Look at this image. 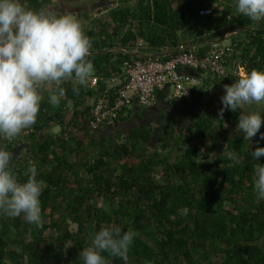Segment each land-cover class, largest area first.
I'll return each instance as SVG.
<instances>
[{"label": "trees", "instance_id": "1", "mask_svg": "<svg viewBox=\"0 0 264 264\" xmlns=\"http://www.w3.org/2000/svg\"><path fill=\"white\" fill-rule=\"evenodd\" d=\"M22 3L53 16L76 18L86 10L52 11V0ZM116 4L96 9L87 15L86 23L81 22L92 41L88 57L95 69L92 77L116 76L125 63L142 58L124 51L138 41L158 52L189 47L197 57L213 48V40L232 45L226 74L214 77L211 84L218 88L240 78L233 72L236 65L245 73L264 70V20L239 14L220 26L219 17L236 9L235 0H118L123 6ZM216 6H224L220 15ZM205 8L211 12L202 13ZM224 34L228 43L221 41ZM172 54L157 58L165 60ZM206 81L205 77L202 84ZM61 87L65 95L60 104L54 107L49 99L41 102L35 123L45 122L52 108L53 131L41 139L36 133L27 135L28 146L20 150L15 147L22 142L18 139L3 146L13 154L12 170L20 182L35 165L38 179L47 187L40 197L41 227L26 223L22 216L0 214V264H82L79 252L90 243V234L110 224L138 233L127 264H264V200H258L253 191L252 169L257 162L250 152L264 147L260 138L264 124L250 142L245 140L235 131L240 111L225 110L220 118L221 100L211 96L215 102L211 97L204 100L200 114L188 118L189 124L179 131L173 127L158 146L154 120L172 110L169 105L154 113L149 123L139 108H121L115 120L118 130L98 142L97 134L107 127L92 131L87 125L89 113L82 116L85 104L97 95L96 87L75 86L71 80ZM192 98L200 102L193 93ZM191 100L169 104L187 111L180 102ZM229 151L240 154V164L231 166ZM213 152L217 159L208 162ZM258 162L264 164V157ZM104 255L109 264H125Z\"/></svg>", "mask_w": 264, "mask_h": 264}, {"label": "clouds", "instance_id": "2", "mask_svg": "<svg viewBox=\"0 0 264 264\" xmlns=\"http://www.w3.org/2000/svg\"><path fill=\"white\" fill-rule=\"evenodd\" d=\"M113 1H117L116 5L123 6L118 4V0H109L106 3L108 5L104 4L102 7L112 6ZM235 6L237 13L242 16L255 21L264 20V0H235ZM217 40H213L211 44ZM142 43L144 42L138 41L134 47ZM134 47L124 51L142 57L138 59H153L166 53H173V56L179 48L174 52L147 56L135 51ZM91 49L92 41L85 34L78 19L67 15H47L25 7L22 0H0V214L12 218L22 216L26 223L38 228L42 226L40 197L47 185L38 179V169L35 165L28 168L27 179L20 182L12 170L13 154L2 145L36 123L40 103L44 98L41 95L42 89H51L48 99L55 107L65 95V89L61 85L66 81H78L80 86H85L90 79L88 85L97 87L98 84L91 83L95 71L92 61L88 59ZM120 74L112 77H118ZM112 77L105 81L111 80ZM100 82L104 80L98 83ZM201 84L196 88L201 87ZM73 92L78 94L79 89L73 88ZM101 95L106 93L97 91L95 98ZM163 97L158 98L152 107L134 104L136 106L132 105L130 108H147L148 116L145 119L151 120L154 111L160 112L162 106L161 111H164L172 102L164 100ZM92 100L82 113L83 119ZM220 100V118L225 110H239L235 131L250 142L260 133L264 124L261 114L264 112L243 109L251 106L264 107V70L247 71L231 85H224V95ZM154 122L156 125L159 120ZM84 125L86 126V123ZM115 127L114 122L107 126V129ZM260 138L264 139V133H260ZM250 152L253 160L257 162L252 169L253 191L258 200H264V164L258 162L259 158L264 157V147H257ZM216 159V153L208 154V162ZM227 159L231 166L241 163V156L235 151H229ZM184 211L186 214L187 210ZM137 235L138 233L131 229L123 230L118 224L100 227L98 231L90 234V243L79 252L82 264H109L105 253L110 257L120 258L127 264L129 249Z\"/></svg>", "mask_w": 264, "mask_h": 264}, {"label": "built area", "instance_id": "3", "mask_svg": "<svg viewBox=\"0 0 264 264\" xmlns=\"http://www.w3.org/2000/svg\"><path fill=\"white\" fill-rule=\"evenodd\" d=\"M201 12L210 13L211 10L204 9ZM212 45L213 48L202 57H197L188 48L179 46L178 52L166 60L145 58L125 63L119 78H111L112 82H118L110 87V91L107 90L106 95L92 100L88 109L87 125L95 132L102 126H111L121 108L134 104L152 107L160 92L165 93L164 100L170 101L169 94L174 100H191L193 89L203 81V75L195 72L210 73L218 78H222L227 72L233 46L216 43ZM233 70L240 77L245 74L241 66L236 65ZM99 81L103 79L96 76L91 78L92 85Z\"/></svg>", "mask_w": 264, "mask_h": 264}, {"label": "rangeland", "instance_id": "4", "mask_svg": "<svg viewBox=\"0 0 264 264\" xmlns=\"http://www.w3.org/2000/svg\"><path fill=\"white\" fill-rule=\"evenodd\" d=\"M108 1L107 0H104V2L102 0H65L64 2L62 0H52V7L49 8V9H52V11L56 10V11H60L59 9H63L64 12H75V9H78V7H83L85 8V12H80L79 15L76 17L80 22L82 23H85V19L87 17V15L89 14H95L96 13V9L99 8V5H104L106 4ZM132 2L130 1L129 4H131ZM224 6H220L216 9V12L220 15V11L221 9L223 10L224 8H222ZM228 14H225V15H221L218 19L220 26H222V23L224 22V25L225 24H228L230 22H233L232 19L234 18V16H238L239 14L237 13L236 9H231V10H228ZM70 16V15H68ZM230 18H229V17ZM87 21V20H86ZM218 25V24H217ZM222 38V36H221ZM221 41L223 43H228V39L226 38H222ZM203 77H206L209 79V82L206 81V83H203L201 85V87L204 88V94L202 95V97L198 96V99L200 102L193 100V101H190L189 103L187 102H184V101H181L180 103H182L183 105L187 106L188 110L190 112H194L195 111V108L199 106V110L196 111V113L194 115L197 114V116L200 114L201 110L204 108V105H203V102L204 100L206 99H209L211 96L212 97H215L217 100H220V97L223 95L224 93V90H221L222 88H218V87H215V86H212V81L214 79V77H216L215 75L213 74H210V73H207V74H203ZM204 84H206L204 86ZM209 85V87L206 89V87ZM221 91L222 94H221ZM170 101H174V99L171 98V95L169 94L168 95ZM211 97V102H215L216 99L212 98ZM170 108H173L174 109V113H176L178 115V117H175V115H173L172 117L169 118H164L165 120L162 121V119H158L159 122L154 125V139H155V146H158L160 143L166 141L168 139V137L170 136V131L173 127H175L177 129V131H179V129H181L180 127V121L181 118H180V115L182 113V111L180 110L179 106L174 104V105H169ZM147 108H144V107H140L139 110H142L140 111L139 113L141 112H144L146 111ZM167 110V107L164 108ZM172 109V110H173ZM160 112L161 110H163V106L159 109ZM243 110H246V111H262L264 112V107H257V106H251V107H248L246 109H243ZM168 111V110H167ZM187 111V112H189ZM153 113H158V111H154ZM173 113V114H174ZM183 114V113H182ZM176 115V116H177ZM262 117H264V113L261 114ZM142 117H144V119L147 117V114H143L142 113ZM161 118V117H160ZM179 118V119H177ZM143 119V118H141ZM147 122H149L150 120L146 119ZM185 121V120H184ZM173 136H175V133L173 134ZM70 159L72 160L73 159V156H70ZM129 163H135V161L133 159H129Z\"/></svg>", "mask_w": 264, "mask_h": 264}, {"label": "crops", "instance_id": "5", "mask_svg": "<svg viewBox=\"0 0 264 264\" xmlns=\"http://www.w3.org/2000/svg\"><path fill=\"white\" fill-rule=\"evenodd\" d=\"M109 1V0H108ZM106 5H108V4H106ZM102 8V5L100 4L99 5V8ZM104 7V6H103ZM85 23H86V19H85ZM135 48V51H137V52H139L140 54H143V55H147V56H150V55H153V54H157V53H165V52H167V50H165V49H163V48H161L160 49V52H158L157 50H153V49H150L148 46H147V44L146 43H142L141 45H138V46H136V47H134ZM90 82V79H89V81H88V83ZM118 81H113L112 82V80H106V81H104V82H100V83H98V85H97V91H98V93L100 92H104V94H105V91L106 90H109L110 91V87H112L114 84H116ZM71 83L73 84V85H75V86H80L79 85V83H78V81H73V80H71ZM87 83V84H88ZM221 90H224V88H222ZM51 91V89H49V88H44V89H42L41 90V95L44 97L43 98V100L41 101V102H43V101H45L46 99H48V97H49V92ZM222 92L223 91H221V94H222ZM193 94L195 95V98H198V96L200 97H202V95L204 94V88L203 87H198V88H196L194 91H193ZM223 95H224V93H223ZM194 98H192V100H193ZM191 100V101H192ZM165 104V103H164ZM67 105H68V108L70 109V110H73L74 108H73V106H72V104L69 102V101H67ZM88 106V103L87 104H85V109H87L86 107ZM134 106H136V105H134ZM68 113V112H67ZM66 113V118H69V114H67ZM83 113V112H82ZM137 114L138 113V111H135L134 112V114ZM118 126H120L121 128H124V126H125V124H120V125H118ZM53 129H52V108H50V110H48V113H47V120L45 121V122H43V123H40L39 125H37V124H34L32 127H30L29 129H26V130H24L18 137H16L15 139H18V140H20V141H22V142H20L19 144H17L15 147H16V150H20V149H22V148H25V147H27L28 146V144H27V141H25L26 140V138H27V135H30L31 136V133H36V138L37 139H41L42 137H43V135H44V133H46V132H48V131H52ZM116 130H118V127H115V128H113V129H107V130H103V131H101V132H99L98 134H97V141L98 142H102L103 141V139L104 138H106V137H108L109 135H112L113 133H114V131H116ZM77 131H78V133H82V130L80 129V128H78L77 129ZM8 142V141H7ZM7 142H5L2 146H4ZM15 150V149H14Z\"/></svg>", "mask_w": 264, "mask_h": 264}, {"label": "flooded vegetation", "instance_id": "6", "mask_svg": "<svg viewBox=\"0 0 264 264\" xmlns=\"http://www.w3.org/2000/svg\"><path fill=\"white\" fill-rule=\"evenodd\" d=\"M187 111H189V110H187ZM187 111H182V113H181V115H180V118H181V120H179L180 121V127H183V126H186V125H188L189 124V119L188 118H195L196 116H197V114L196 115H194L195 113H196V111H194V112H187ZM147 112V111H146ZM145 112H143V114H144ZM174 110H168V111H165V113H164V115H162V117L160 118L159 117V119H162V121H164L165 119L164 118H169L170 119V117H172L173 115H175V117H178V115L176 114V113H174ZM145 114H147V113H145ZM177 115V116H176ZM148 116V115H147ZM177 119H179V118H177ZM158 120V119H157ZM185 120V121H184ZM176 129V128H175ZM177 130V129H176Z\"/></svg>", "mask_w": 264, "mask_h": 264}]
</instances>
